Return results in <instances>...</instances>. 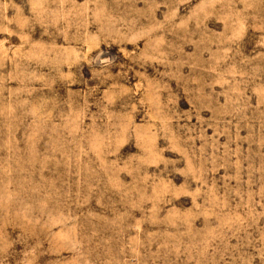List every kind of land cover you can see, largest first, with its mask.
Here are the masks:
<instances>
[{"label":"rangeland","instance_id":"rangeland-1","mask_svg":"<svg viewBox=\"0 0 264 264\" xmlns=\"http://www.w3.org/2000/svg\"><path fill=\"white\" fill-rule=\"evenodd\" d=\"M0 264H264V0H0Z\"/></svg>","mask_w":264,"mask_h":264}]
</instances>
